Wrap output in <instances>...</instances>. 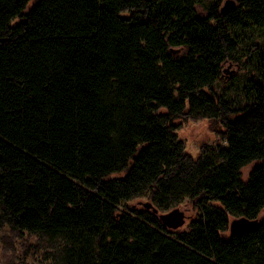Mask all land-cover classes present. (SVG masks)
Returning <instances> with one entry per match:
<instances>
[{
    "label": "trees",
    "instance_id": "obj_1",
    "mask_svg": "<svg viewBox=\"0 0 264 264\" xmlns=\"http://www.w3.org/2000/svg\"><path fill=\"white\" fill-rule=\"evenodd\" d=\"M32 1L0 0V232L56 264H264V220L224 237L264 211V0ZM228 62L249 77L216 90ZM142 199L196 217L169 230Z\"/></svg>",
    "mask_w": 264,
    "mask_h": 264
},
{
    "label": "rangeland",
    "instance_id": "obj_2",
    "mask_svg": "<svg viewBox=\"0 0 264 264\" xmlns=\"http://www.w3.org/2000/svg\"><path fill=\"white\" fill-rule=\"evenodd\" d=\"M36 1L37 0H33L30 3V6H33ZM227 1L229 0H202V2L197 6V11L204 17H208L210 9H213L215 6H217V11L221 12L222 7H224ZM19 22L20 19H15L12 21L11 25L15 26ZM250 36L253 38L252 44H256L264 48V31L252 32L249 34V37ZM183 51L184 49L179 50L178 54L182 53ZM245 62L243 61L241 64H244ZM246 73V68L243 69L240 65L235 66L228 62L225 65V71L223 73L222 80L219 82V84L215 85V89H219L223 84L229 86L230 83H233L234 86H239L241 83H244L245 77H249ZM178 134L179 139L185 143L186 152L194 158L198 157L200 148L204 142L215 141L214 137L209 132L208 123L204 120L200 122H189L187 124H183L180 127ZM146 202L148 201L143 199L137 200L129 204V206L131 208L132 206L134 208L144 207L139 204ZM180 208L186 210L189 219L185 226L176 231H188L190 220L196 217V211L191 205L188 207L182 206ZM242 220L243 219H232L231 224L233 222L239 223L235 224L234 227L230 225L228 231L224 233V237L226 239H229L236 230H249L258 223L262 222L264 220V211L261 212L257 221L244 220L245 223H241ZM26 238L27 240H16L8 235H3V233L0 232V264H56L54 255L56 254V251H58L59 243L50 241L49 239L39 235H32Z\"/></svg>",
    "mask_w": 264,
    "mask_h": 264
},
{
    "label": "water",
    "instance_id": "obj_3",
    "mask_svg": "<svg viewBox=\"0 0 264 264\" xmlns=\"http://www.w3.org/2000/svg\"><path fill=\"white\" fill-rule=\"evenodd\" d=\"M236 5L234 0H229L225 3L224 7H222L221 12H225L228 11L232 8H234ZM139 205L144 206V208L152 210L154 213H159V211L153 207V205L150 202H146V203H140ZM159 219L162 222V224L169 230H179L180 228H182L183 226H185V224L187 223L189 216L186 213L185 209H181V208H174L168 212L165 213H159ZM245 219L242 220L241 223H245L244 221ZM248 221V220H247ZM239 223V222H237ZM236 222H233L231 224V226L234 227L235 224H237ZM238 229V228H236ZM246 230H236L233 234L235 233H239L240 231L244 232L247 231Z\"/></svg>",
    "mask_w": 264,
    "mask_h": 264
}]
</instances>
